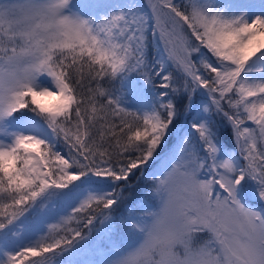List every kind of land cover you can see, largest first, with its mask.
<instances>
[{"label":"snow or ice","instance_id":"obj_1","mask_svg":"<svg viewBox=\"0 0 264 264\" xmlns=\"http://www.w3.org/2000/svg\"><path fill=\"white\" fill-rule=\"evenodd\" d=\"M0 264H264V0H0Z\"/></svg>","mask_w":264,"mask_h":264},{"label":"rangeland","instance_id":"obj_2","mask_svg":"<svg viewBox=\"0 0 264 264\" xmlns=\"http://www.w3.org/2000/svg\"><path fill=\"white\" fill-rule=\"evenodd\" d=\"M142 2H143V0H142ZM153 171H154V167H148L145 170V177H147L148 175H150V173L153 172ZM147 183H148V181L146 179H142L141 180L140 184L137 185V188L135 190V192H136L137 195H141L142 196L144 194V187H145V184H147ZM129 203H131V202H129ZM120 211L121 212H124L125 211V208L122 207L120 209Z\"/></svg>","mask_w":264,"mask_h":264}]
</instances>
